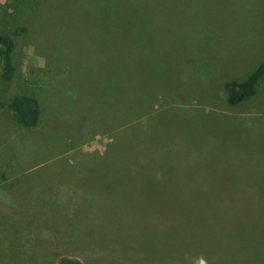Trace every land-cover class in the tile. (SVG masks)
Listing matches in <instances>:
<instances>
[{
  "label": "rangeland",
  "instance_id": "rangeland-1",
  "mask_svg": "<svg viewBox=\"0 0 264 264\" xmlns=\"http://www.w3.org/2000/svg\"><path fill=\"white\" fill-rule=\"evenodd\" d=\"M15 40L0 100L39 115L0 110V264H264V78L224 89L264 61V0H41Z\"/></svg>",
  "mask_w": 264,
  "mask_h": 264
},
{
  "label": "trees",
  "instance_id": "trees-1",
  "mask_svg": "<svg viewBox=\"0 0 264 264\" xmlns=\"http://www.w3.org/2000/svg\"><path fill=\"white\" fill-rule=\"evenodd\" d=\"M41 0H17L13 6L12 23L5 33L0 34V71L3 82L16 79L17 65L14 62L16 38L26 32L29 10L34 9ZM112 8H117L113 5ZM264 78V61L241 82L228 81L224 84L226 101L236 105L254 96L257 86ZM8 110L15 125L25 128L34 127L38 121L39 106L35 97L16 92L11 97L0 100V110ZM55 264H82L78 259L59 257Z\"/></svg>",
  "mask_w": 264,
  "mask_h": 264
},
{
  "label": "crops",
  "instance_id": "crops-1",
  "mask_svg": "<svg viewBox=\"0 0 264 264\" xmlns=\"http://www.w3.org/2000/svg\"><path fill=\"white\" fill-rule=\"evenodd\" d=\"M0 77H1V71H0ZM2 79V78H1ZM243 102V101H242ZM241 103V102H240ZM39 106V105H38ZM16 205V204H15ZM28 237H29V235H28ZM26 240H25V238L24 239H21V245H22V249H26V250H28L29 248H30V246H32L33 247V242L31 241V243L29 242V243H26L25 242ZM31 244V245H30ZM31 254H32V252H31Z\"/></svg>",
  "mask_w": 264,
  "mask_h": 264
}]
</instances>
